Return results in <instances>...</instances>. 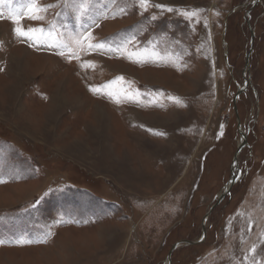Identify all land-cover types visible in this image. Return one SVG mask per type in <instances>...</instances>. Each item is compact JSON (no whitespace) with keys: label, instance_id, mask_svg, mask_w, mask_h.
Segmentation results:
<instances>
[{"label":"rangeland","instance_id":"374dc122","mask_svg":"<svg viewBox=\"0 0 264 264\" xmlns=\"http://www.w3.org/2000/svg\"><path fill=\"white\" fill-rule=\"evenodd\" d=\"M78 4L0 0V264H168L240 133L169 264H264V0Z\"/></svg>","mask_w":264,"mask_h":264},{"label":"water","instance_id":"95a60500","mask_svg":"<svg viewBox=\"0 0 264 264\" xmlns=\"http://www.w3.org/2000/svg\"><path fill=\"white\" fill-rule=\"evenodd\" d=\"M247 65V63H246ZM242 90H238L237 92V95L236 97L241 93ZM241 137H242V141L241 143L239 144L238 148H237V151L234 155V158H233V168H232V175H231V179L228 183V185L225 187L224 189V192L219 196L217 202L212 206V208L207 212V214L204 216V218L202 219V224H201V229H202V240L200 241H197V242H188V241H182V242H178L176 244H174L169 253H168V256H167V261H168V264L170 263V258H171V254L174 252V250L181 244H187V245H198V244H201L205 237H206V228H205V221L207 220L209 214L213 211V209L219 205L221 203V201L224 199V197L230 192V189L232 188V186L235 184V177L233 176V172L234 171H237L238 172V167H237V156L239 154V152L243 149V147L246 145L247 143V137L245 134L243 133H240Z\"/></svg>","mask_w":264,"mask_h":264},{"label":"snow or ice","instance_id":"6c2138e0","mask_svg":"<svg viewBox=\"0 0 264 264\" xmlns=\"http://www.w3.org/2000/svg\"><path fill=\"white\" fill-rule=\"evenodd\" d=\"M89 3H90V0H79V4L77 5V11H79L81 14H83L87 10ZM140 5H141V7H147L148 6V0H140ZM156 7L164 8L165 6L156 5ZM43 10H46V9H36V11H43ZM167 10L171 11L172 9L169 8ZM30 18L31 19H42V17H40L39 15H32ZM15 31H16V34L20 37H26L29 40H36V41H39V39H40V36L37 35V33L43 34V29H36V28L28 29L27 31L18 28V29H15ZM88 47H92V45L89 44ZM69 52L71 53V48H69ZM60 55H64V53L62 52V53H60ZM89 66L94 67V65H89ZM92 90L98 91V89H92ZM109 95H111V93H109ZM117 102H119V101H117ZM2 182L3 181H0V183H2Z\"/></svg>","mask_w":264,"mask_h":264}]
</instances>
